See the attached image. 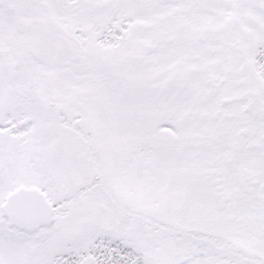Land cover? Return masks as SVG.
<instances>
[{
    "label": "snow or ice",
    "instance_id": "1",
    "mask_svg": "<svg viewBox=\"0 0 264 264\" xmlns=\"http://www.w3.org/2000/svg\"><path fill=\"white\" fill-rule=\"evenodd\" d=\"M0 264H264V0H0Z\"/></svg>",
    "mask_w": 264,
    "mask_h": 264
}]
</instances>
